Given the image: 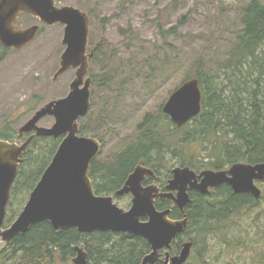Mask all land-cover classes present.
I'll return each instance as SVG.
<instances>
[{"label":"trees","instance_id":"1","mask_svg":"<svg viewBox=\"0 0 264 264\" xmlns=\"http://www.w3.org/2000/svg\"><path fill=\"white\" fill-rule=\"evenodd\" d=\"M236 26L238 30L223 57L209 60L196 55L192 58L195 72L190 77L198 81L202 93L199 115L179 129L162 114L161 105L160 118L145 115L138 125L137 135L113 160L98 162L100 151L90 164L88 177L95 195H113L139 164L153 171L159 178V188L165 191L174 166L198 173L207 169L225 170L236 163L264 162V0H246L240 8ZM170 33L172 30L163 32ZM97 44L90 60L102 47L101 43ZM9 51L0 45V62ZM111 61L112 57L106 62L110 64ZM151 70L155 74L156 68L151 67ZM90 79L93 88L105 89L112 82L110 73L91 75ZM102 104L99 118L106 115L104 109L110 105L106 97ZM94 107L96 101L92 99L90 109ZM90 116L89 110L83 117L84 122ZM83 118H80L79 134L97 139L90 125L83 124ZM8 123L0 127V140L13 143L28 138L29 135L18 138V131ZM61 139L36 137L28 146L11 188L4 229L21 212ZM99 142L102 144L101 140ZM193 144L202 145L206 151L195 164L183 154L184 146ZM151 182L147 179L145 184ZM258 183L264 188V184ZM188 195L191 201L183 214L171 200L157 198L154 201L157 210L170 209L172 220H179L183 215L188 219L187 229L172 244L170 256L177 255L181 244L191 238L193 254L185 264L192 261L205 264L204 257L214 243L220 247V255L229 251L232 256L248 252L252 264H264V223H253L252 227L248 223L250 213L264 201V191L258 200L248 194H234L227 185L214 188L207 195L195 191H188ZM126 198L129 197L115 198V202ZM76 246H83L87 264H141L151 251L145 239L128 233L80 234L75 228L54 231L48 222H40L25 234L3 243L0 264H70L76 255Z\"/></svg>","mask_w":264,"mask_h":264},{"label":"water","instance_id":"2","mask_svg":"<svg viewBox=\"0 0 264 264\" xmlns=\"http://www.w3.org/2000/svg\"><path fill=\"white\" fill-rule=\"evenodd\" d=\"M20 14L37 18L45 26H63L59 68L54 79L70 69L75 70L68 94L52 100L38 110L18 128V138L29 135L20 145L0 140V240L5 243L40 223L48 222L54 231L75 228L80 234L93 232L128 233L145 239L150 253L141 264H185L191 254L193 242L181 244L177 255L169 250L176 238L187 229L185 215L179 220L169 218L170 209L155 208L157 198L171 200L180 213L190 203L189 190L207 195L221 185L230 187L234 194H248L255 200L261 196L257 182L264 181V162L251 165L236 163L228 170H203L198 174L187 167H175L172 177L161 192L159 180L152 170L137 165L122 187L113 195H95L88 177L89 167L100 152L95 138L78 134V120L90 109L91 80L86 78L88 60L89 16L74 7H57L54 0H0V44L9 50H19L30 43L38 26L20 30L14 23ZM202 93L195 78L184 81L176 88L162 107V113L176 127L182 128L201 112ZM51 117V127L39 126ZM36 137L62 138L49 165L29 194L23 209L6 229H3L10 192L22 163V157ZM149 178L154 183L143 185ZM130 195V208L123 210L115 198ZM71 264H87L83 246H76ZM164 251L163 258L160 259Z\"/></svg>","mask_w":264,"mask_h":264},{"label":"rangeland","instance_id":"3","mask_svg":"<svg viewBox=\"0 0 264 264\" xmlns=\"http://www.w3.org/2000/svg\"><path fill=\"white\" fill-rule=\"evenodd\" d=\"M54 1L57 7H74L90 16L88 50L97 43L102 44L96 57L89 61L86 78L110 73L112 82L105 89L91 86V92L94 91L91 100L96 101V107L90 109V118L85 122L83 118L82 122L90 125L102 141L98 162L105 163L134 139L145 115L160 118V105L162 112L171 93L192 78L195 72L192 58L201 55L210 60L225 55L238 30V14L246 0ZM34 24L41 26L37 38L20 50L9 51L0 62V127L7 121L16 131L40 107L65 97L75 76V70L70 69L54 79L64 51L63 26H44L26 15L17 19L16 28L26 29ZM171 30L170 35L163 34ZM110 57L112 61L107 64ZM151 67L156 68L155 74ZM105 97L110 105L104 109L106 115L99 118ZM160 121L164 122L163 118ZM53 123V118L47 117L39 126L49 128ZM205 147L186 145L183 154L195 164L206 155ZM256 185L264 191L259 183ZM117 205L128 210L130 198ZM250 214L251 227L253 223L262 225L264 201ZM2 247L0 240V250ZM219 248L215 243L210 246L207 259L204 257L205 264H252L248 252L232 256L229 251L220 255ZM191 264L200 263L192 261Z\"/></svg>","mask_w":264,"mask_h":264},{"label":"flooded vegetation","instance_id":"4","mask_svg":"<svg viewBox=\"0 0 264 264\" xmlns=\"http://www.w3.org/2000/svg\"><path fill=\"white\" fill-rule=\"evenodd\" d=\"M34 18V17H33ZM34 19H36V18H34ZM37 20V19H36ZM38 21V20H37ZM38 23H39V21H38ZM39 24H41V23H39ZM35 25H37V24H34V25H32V26H35ZM42 25V24H41ZM39 28H38V31H37V33H36V35H35V38L33 39V40H35L36 38H37V36L39 35V33H40V31H41V26L40 25H37ZM32 40V41H33ZM31 41V42H32ZM99 46V44H96L95 46H94V48L92 49V50H89V51H91L92 52V56H91V58L93 57V55H94V52H95V49L97 48ZM170 180V179H169ZM146 182V181H145ZM145 182H144V184L143 185H151V184H153L154 182L152 181L151 183H149V184H145ZM158 182H159V180L156 182V185H157V187L159 188V186H158ZM160 189V188H159ZM160 191H161V189H160ZM189 191H195V192H197L196 190H189ZM199 193V192H198ZM200 194V193H199ZM130 199H131V196L130 195H127ZM190 198V197H189ZM191 201V200H190ZM191 240V239H190ZM162 256H163V252H161V256H160V259L162 258Z\"/></svg>","mask_w":264,"mask_h":264}]
</instances>
